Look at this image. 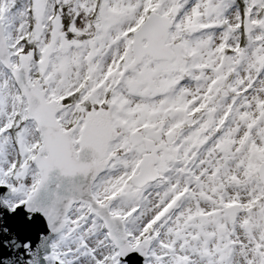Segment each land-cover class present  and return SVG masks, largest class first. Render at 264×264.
<instances>
[{
    "label": "snow or ice",
    "instance_id": "obj_1",
    "mask_svg": "<svg viewBox=\"0 0 264 264\" xmlns=\"http://www.w3.org/2000/svg\"><path fill=\"white\" fill-rule=\"evenodd\" d=\"M0 264H264V0H0Z\"/></svg>",
    "mask_w": 264,
    "mask_h": 264
}]
</instances>
